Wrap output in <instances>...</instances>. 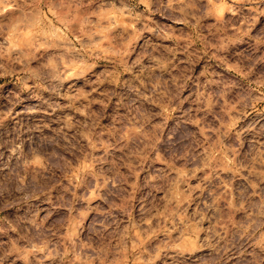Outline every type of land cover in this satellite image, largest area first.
I'll return each mask as SVG.
<instances>
[{
  "label": "clouds",
  "instance_id": "1",
  "mask_svg": "<svg viewBox=\"0 0 264 264\" xmlns=\"http://www.w3.org/2000/svg\"><path fill=\"white\" fill-rule=\"evenodd\" d=\"M0 264H264V0H0Z\"/></svg>",
  "mask_w": 264,
  "mask_h": 264
}]
</instances>
